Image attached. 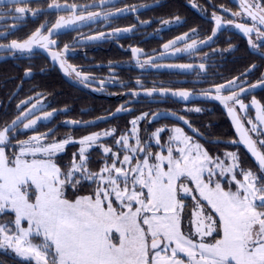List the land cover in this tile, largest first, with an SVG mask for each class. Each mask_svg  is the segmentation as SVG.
I'll return each instance as SVG.
<instances>
[{
	"label": "snow or ice",
	"instance_id": "snow-or-ice-1",
	"mask_svg": "<svg viewBox=\"0 0 264 264\" xmlns=\"http://www.w3.org/2000/svg\"><path fill=\"white\" fill-rule=\"evenodd\" d=\"M27 2L0 0L3 9H7L0 10V20L12 16L19 21L29 12L37 15V10L27 7ZM111 2L99 0L98 4L62 6L53 0L49 8L71 14L67 18L60 16L50 28L45 22L24 41L0 44V50L31 52L34 47L49 50L57 44L52 36L58 35L62 29L78 22L95 21L101 17L107 20L117 13L135 11V8L103 14L88 11ZM192 6L198 7L195 3ZM220 7L223 12H231L223 5ZM239 8L231 15L246 16L253 23L248 25L225 20L213 12L215 27L212 36L221 27L234 24L249 36L250 46L259 50L264 47V0H239ZM175 20L179 22L180 18ZM163 23L168 24L169 21ZM134 27L115 29L114 32H131ZM44 29H47V34H44ZM192 31L196 32V29ZM253 32L261 44L251 39ZM104 35L100 33L87 39H99ZM187 36L185 33L169 41L164 49ZM212 36L208 39L211 40ZM195 47L196 41H192L183 51ZM68 49L66 44L63 52L50 51L49 54L53 61H60L66 72H75L81 83L89 80L88 75L71 66L65 67L62 56ZM132 52L136 56L142 50L133 48ZM260 54L264 56V51ZM152 62L148 59L140 67ZM177 67L190 68L191 65ZM255 67L252 65L246 71L251 72ZM200 68L203 69L204 65L201 64ZM30 72L27 69L25 75ZM238 79L236 77L227 85L215 86L216 94L212 98L228 109L240 140L258 161L256 171L243 168L234 152L225 153L224 159L210 155L180 127H161L153 132L150 139L158 148L153 151L151 144L142 141L138 128L139 121L146 119L148 113L130 121V134L124 133L119 137L116 136L117 130L111 129L79 139L70 135L56 139L55 133L49 130L26 140H17L13 145L15 137L11 133L22 117L17 116L10 124H5L0 128V221H3L0 222V250L8 254L10 249L25 264H264V138L254 139L249 135L251 132L264 137V129L261 128L264 126V104L252 99L251 105L256 109L255 121L259 124L248 119L247 123L252 127L246 129L236 115L235 106L247 111L248 105L243 102L241 93L248 89L233 91L232 86ZM140 83L138 80L137 84ZM249 87H264V76ZM225 88L229 89V95H221ZM145 91L152 96L157 89ZM159 91L161 95L169 94L167 89ZM170 94L185 101L192 95L187 90ZM202 94L207 96L211 91ZM21 103L27 104L28 101ZM32 108L35 109L36 105L33 104ZM122 111L127 109L124 106L116 109L117 113ZM189 111L200 112L202 109ZM153 115L158 116L159 113ZM51 116V112H46L43 117L29 119L23 128L35 129L39 120H47ZM165 132L169 133L168 139L162 142L161 134ZM109 136L113 137L114 146L101 143L102 137ZM132 137L135 138L134 144L130 143ZM69 144H79L80 147L73 153L70 163L61 166L59 154ZM97 146L102 149L103 163L98 171H92L89 168V149ZM10 147L14 149L12 152L7 151ZM84 182L94 186L91 192L75 195ZM70 189L74 198L68 195ZM189 198L193 201L190 213L186 212ZM186 219L187 231L184 229Z\"/></svg>",
	"mask_w": 264,
	"mask_h": 264
},
{
	"label": "flooded vegetation",
	"instance_id": "flooded-vegetation-1",
	"mask_svg": "<svg viewBox=\"0 0 264 264\" xmlns=\"http://www.w3.org/2000/svg\"><path fill=\"white\" fill-rule=\"evenodd\" d=\"M52 2L53 0H28L27 7L37 10V15L33 16L29 12L19 21L12 16H5L0 20V33L4 34L0 35V44L6 45L12 40L24 41L45 22L50 28L60 16L67 18L71 14L49 8L48 5ZM57 2L62 6L73 3L84 6L94 2L98 4L99 0ZM193 3L198 7H193ZM221 5L231 12L240 10L239 0H112L103 7L90 8L88 11L102 14L116 13L117 9L135 8V11L117 13L107 20L101 17L95 21L78 22L62 29L58 35L52 36L57 44L49 50L40 47H34L31 52L0 50V128L10 124L17 116L22 117L16 130L11 133L15 137L12 141L15 145L17 140H26L34 134L49 130L55 133L57 139L60 135L68 136L83 131L90 133L107 126L116 127L122 119L130 120L148 113V117L140 121V127L147 134L153 132V127L172 122L199 138L184 125L168 117L155 120L157 116L153 114L180 115L198 130L192 117L206 112L213 105L221 106L208 101H177L159 94L160 89H167L169 92L187 90L192 95L209 91L216 94L212 88L227 85L236 77H239L236 85L243 82L245 84L232 86L233 91L256 83L264 76V56L260 54L264 47L253 49L249 44V36L237 32L234 24L221 27L213 39H208L215 27L213 12L225 20L248 25L253 23L246 16L233 17L231 12H223ZM0 10L7 11L3 9V5H0ZM176 17L180 18L179 22L175 20ZM165 20L169 23L164 24ZM132 26L135 27L131 32H114L115 29ZM257 27L261 26L257 24ZM192 29H196V32ZM43 31L47 34V29ZM100 33L105 35L99 39H87L99 36ZM185 33L188 34L185 40L164 49L165 44ZM251 39L257 44L262 43L257 40L255 32L251 34ZM192 41H196V47L183 51ZM66 44L69 49L62 56L65 67L71 66L88 75L89 80L81 83L75 72L69 74L61 67L60 61H53L50 51L63 52ZM133 48L141 49L142 53L134 56ZM148 59L153 61L152 64L140 67ZM201 64L204 65L203 69L200 68ZM178 65L191 67L182 68L177 67ZM252 65L256 67L245 74ZM27 69L31 70L29 75H25ZM138 80L140 85L137 84ZM153 88L157 91L152 96L147 95L145 90ZM229 94V89L221 93ZM248 96L250 95L241 98L244 101ZM22 101L28 103L22 104ZM33 104L36 105L35 109L32 108ZM121 106L127 111H122L106 122L87 127H70L66 124L105 117ZM194 108L202 111H189ZM236 111L247 127L237 108ZM46 112H51L52 116L47 120H39L35 129L23 128V124L29 119L43 117ZM234 135L236 136L235 131ZM13 150L11 147L7 149L8 152Z\"/></svg>",
	"mask_w": 264,
	"mask_h": 264
},
{
	"label": "trees",
	"instance_id": "trees-1",
	"mask_svg": "<svg viewBox=\"0 0 264 264\" xmlns=\"http://www.w3.org/2000/svg\"><path fill=\"white\" fill-rule=\"evenodd\" d=\"M251 96H256L257 99L261 102V104H264V90L252 94ZM247 98V97H245ZM195 119L193 122L194 125L198 128V130L204 135L205 139H200L203 144L209 149L211 152H216L215 150L220 148H226V149H238L240 153V163L245 168H255L258 169V166L255 164V162L252 160V158L248 155V153L245 151V149L236 143H233L232 141H237L236 136L234 135V130L231 125V122L229 121L226 113L219 107L218 105H213L211 108H209L206 112L197 114L192 117ZM129 118L122 119L118 125H116L117 129L125 130L126 127L129 126ZM145 135H148L145 133ZM60 139H63L66 136H58ZM214 139H220L224 142L219 143H212L211 140ZM109 143L112 144V138L108 139ZM154 151V149H153ZM72 157V150L70 148L59 155V163L61 166H66L70 163ZM103 163V154L102 151L99 148H94L90 152V162H89V168L92 171H98L99 168L102 166ZM92 187L90 186V182H84L83 186L80 188V191L75 193V195H84L89 194L92 190ZM68 195L70 198H74L73 191L70 189L68 192ZM10 217H5L4 219H9ZM3 222V221H0ZM8 253V252H7ZM0 264H25V262L22 259H19L13 254H5L4 250H0Z\"/></svg>",
	"mask_w": 264,
	"mask_h": 264
},
{
	"label": "rangeland",
	"instance_id": "rangeland-1",
	"mask_svg": "<svg viewBox=\"0 0 264 264\" xmlns=\"http://www.w3.org/2000/svg\"><path fill=\"white\" fill-rule=\"evenodd\" d=\"M253 98H255L257 101H259V100L257 99L256 96H251V95H250V96H248L247 98H244V101H243V102H244L246 105H248V109H247V111L239 110V106H238V105L236 106L237 110H239V112H240L242 118H243L244 121L246 122V125H247L248 129H250V128L252 127V125L248 124V123H247V120H248V119H252L253 121H255V117H256V109H255L254 106L251 105V101H252ZM259 102H260V101H259ZM260 103H261V102H260ZM133 119H135V118H131L130 121H132ZM130 121H129V126L126 127L125 130H123V131L120 130V129H117L116 127H111V128L109 127V128H108V126H107V127L103 128V129H101L100 131H93V132H103V131H105V130L116 129V130H117V131H116V136H117V137H119V135L124 134V133H129V134H130V130H131V128H132V125H131ZM255 122H256L257 124H259L258 121H255ZM161 127H165L166 129H172V128H174V127H180V128H182L181 126L176 125V124H174V123L171 122V123H166V124L158 125L157 127H153L152 130H153V132H155L158 128H161ZM138 128H139V135H140L142 141L151 144V146H152V150H153V149H154V151L158 150V148H157V146H156V144H155V141H154L153 139H150L151 134H152L153 132L150 133V134H148V135H145V132H143V130H142L143 128L140 127V121H139V123H138ZM261 128L264 129V126H261ZM182 129H183V128H182ZM89 130H90V129H89ZM92 130H93V129H92ZM183 131L185 132V134L191 136L192 139H193V141H195V142H197V143H200V144L203 146V148H204L205 150H207V151L209 152V154L212 155V156H219L221 159H224V158H225V153H227V152H234V153H236V154L239 156V159H240V153H239V150H238V149H226V148H220V150L216 149V150H215L216 152H211V151H209V149H207V147L203 144V142H202L199 138H196L195 136L191 135L190 133H188V132L185 131L184 129H183ZM93 132H90V133H93ZM90 133H87V131H83V132H79V134H70V136H72V137H74V138H76V139H79V138H81V137H83V136H86V135H88V134H90ZM250 134L253 136L254 139H257V138H264V137H258L256 133H251V132H250ZM161 135H162V137H163L162 142H166L167 139H168V135H169V133H168V132H165V133H162ZM68 136H69V135H68ZM64 138H65V137H64ZM111 138H112V141H113L114 139H113V137H111V136H109V137H102V138H101V143H103V144H105V145H107V146H114V141L112 142V144H110V143L108 142V141H109L108 139H111ZM57 139H60V138L57 137ZM130 143H133V144L135 143V138H134V137H132V139L130 140ZM79 147H80L79 144H69V145L66 146L64 152H66V151L70 148V150H72V156H73V153L77 152L78 149H79ZM258 147H259V145H258ZM94 148H99V149L102 151V149H101L99 146L94 147ZM94 148L89 149V154H90V152H91ZM64 152H62V153H64ZM62 153H60L59 155H61ZM71 159H72V157H71ZM227 162H229V161L226 160V163H227ZM241 166H242V165H241ZM242 167H243V166H242ZM243 168H245V167H243ZM249 168H250V167H249ZM249 168H245V169H249ZM250 169H252L253 171H256V170H257V169H255V168H254V169H253V168H250ZM84 195H87V194H84ZM186 203L189 205L188 209H186V212L190 213V211H191V205H192L193 201L191 200V198H189V199L186 201ZM188 227H189V225H188V220L186 219V220L184 221V229H185V231L188 230ZM7 252L16 256V254H15L14 252H12L10 249L7 250ZM16 257H17V256H16ZM18 258H19V257H18ZM19 259H21V258H19Z\"/></svg>",
	"mask_w": 264,
	"mask_h": 264
},
{
	"label": "water",
	"instance_id": "water-1",
	"mask_svg": "<svg viewBox=\"0 0 264 264\" xmlns=\"http://www.w3.org/2000/svg\"><path fill=\"white\" fill-rule=\"evenodd\" d=\"M237 32H239L240 34H243L245 35L242 31H240L239 29H237ZM217 34V32H216ZM216 36V35H215ZM215 36H212V39L215 37ZM248 72L246 71L245 74H247ZM257 83V82H256ZM256 83H253V84H256ZM245 84V82L243 83H240L238 84V86L240 85H243ZM252 85V84H250ZM250 85H247L245 86L244 88L245 89H248V91H245L243 93H241V96H244V95H251V94H256L262 90H264V87H256L254 89L250 88L249 86ZM215 88V87H214ZM214 88H212V90H214ZM234 87H232L233 89ZM228 90V88H225L223 91H226ZM160 94V91L158 92ZM171 92H169L168 95H162V96H169L177 101H181V102H193V101H208V102H214V103H217L219 104L222 109L224 110V112L227 114L228 116V119L230 120L231 124H232V127L236 133V138H237V143L240 144L244 149L245 151L248 153V155L252 158V160L255 162V164L258 166V161L256 160V158L252 155V153L248 150V147L246 144H244L241 140H240V134L238 133L237 129H236V126L233 122V118L232 116L229 115V112H228V109L219 101V100H216V99H213L212 96H214L215 94H210V95H203V94H194V95H191V97L185 101V100H182L180 99L179 97H174L170 94ZM122 112H119L117 113L116 111L114 113H112L111 115H108V116H105V117H101V118H97L95 120H92V121H87V122H91V123H80V124H76V125H73L71 123H66L67 126H70V127H87V126H92V125H95V124H98L100 122H106L114 117H116L118 114H121ZM236 115L240 118V115H238L237 111H236ZM165 117H168L182 125H184L188 130H190L194 135H196L197 137L201 138V139H205V137L202 135V133H200L196 128H194L190 122L183 117V119H179V117H182L180 115H173V113H169V114H166V113H162L160 115H158L157 117H155V120H161ZM188 121V123L186 124L184 121ZM241 122H242V119L240 118ZM243 123V122H242ZM244 124V123H243ZM189 125H191V127H189ZM245 126V125H244ZM245 128L247 129V127L245 126ZM250 135V133H249ZM212 143H219V142H224L223 140H220V139H214V140H211Z\"/></svg>",
	"mask_w": 264,
	"mask_h": 264
}]
</instances>
